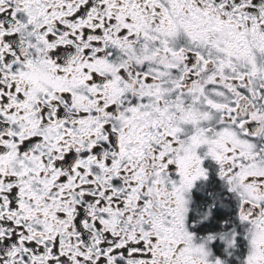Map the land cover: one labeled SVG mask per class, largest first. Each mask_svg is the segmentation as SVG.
Returning a JSON list of instances; mask_svg holds the SVG:
<instances>
[{
	"label": "snow or ice",
	"instance_id": "snow-or-ice-1",
	"mask_svg": "<svg viewBox=\"0 0 264 264\" xmlns=\"http://www.w3.org/2000/svg\"><path fill=\"white\" fill-rule=\"evenodd\" d=\"M0 264H264V0H0Z\"/></svg>",
	"mask_w": 264,
	"mask_h": 264
}]
</instances>
